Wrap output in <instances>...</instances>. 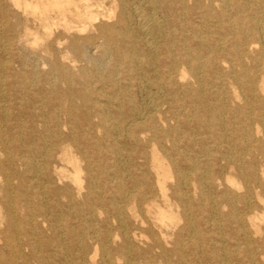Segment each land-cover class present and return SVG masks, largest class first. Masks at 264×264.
I'll return each mask as SVG.
<instances>
[{"label":"bare ground","instance_id":"obj_1","mask_svg":"<svg viewBox=\"0 0 264 264\" xmlns=\"http://www.w3.org/2000/svg\"><path fill=\"white\" fill-rule=\"evenodd\" d=\"M0 264H264V0H0Z\"/></svg>","mask_w":264,"mask_h":264}]
</instances>
